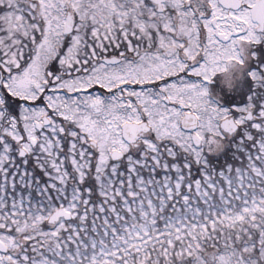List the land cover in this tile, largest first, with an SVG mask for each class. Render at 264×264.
<instances>
[{
	"label": "snow or ice",
	"instance_id": "1",
	"mask_svg": "<svg viewBox=\"0 0 264 264\" xmlns=\"http://www.w3.org/2000/svg\"><path fill=\"white\" fill-rule=\"evenodd\" d=\"M0 264H264V0H0Z\"/></svg>",
	"mask_w": 264,
	"mask_h": 264
}]
</instances>
